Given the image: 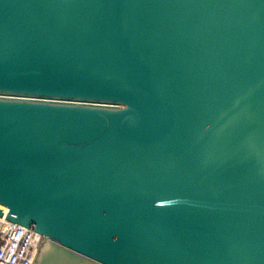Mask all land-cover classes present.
<instances>
[{"label": "water", "instance_id": "obj_1", "mask_svg": "<svg viewBox=\"0 0 264 264\" xmlns=\"http://www.w3.org/2000/svg\"><path fill=\"white\" fill-rule=\"evenodd\" d=\"M0 216L33 264H264V0H0Z\"/></svg>", "mask_w": 264, "mask_h": 264}, {"label": "built area", "instance_id": "obj_2", "mask_svg": "<svg viewBox=\"0 0 264 264\" xmlns=\"http://www.w3.org/2000/svg\"><path fill=\"white\" fill-rule=\"evenodd\" d=\"M48 242L40 233L0 216V264H33Z\"/></svg>", "mask_w": 264, "mask_h": 264}]
</instances>
